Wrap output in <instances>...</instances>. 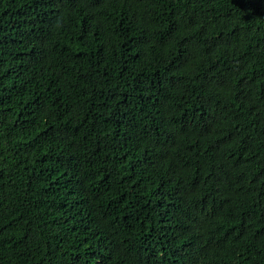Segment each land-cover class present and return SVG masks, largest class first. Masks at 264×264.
Listing matches in <instances>:
<instances>
[{"label":"trees","instance_id":"obj_1","mask_svg":"<svg viewBox=\"0 0 264 264\" xmlns=\"http://www.w3.org/2000/svg\"><path fill=\"white\" fill-rule=\"evenodd\" d=\"M0 264H264V0H0Z\"/></svg>","mask_w":264,"mask_h":264}]
</instances>
